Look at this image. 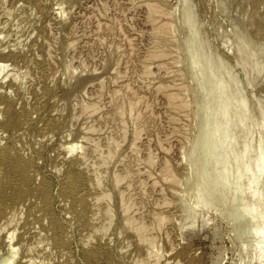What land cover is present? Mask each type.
<instances>
[{
	"label": "rangeland",
	"instance_id": "1",
	"mask_svg": "<svg viewBox=\"0 0 264 264\" xmlns=\"http://www.w3.org/2000/svg\"><path fill=\"white\" fill-rule=\"evenodd\" d=\"M185 2L184 8L181 7L180 0H167L166 6L167 10L170 7L174 9L175 14L171 19L176 24V39L180 50L182 51V46L184 47L186 41L184 38L187 39L188 36V31L183 28L182 18L190 8L193 9L191 12L195 15L197 29L202 37L200 51L208 60L212 59V67H217L220 61L227 64L229 75L225 82L227 88L233 94L232 90L235 87V90L244 93L248 100L249 118L245 129L250 132L248 145L253 156H256L259 142L264 149V52L261 53L264 50V0H185ZM148 15L147 6L142 0H0V64L3 66L0 75V150L11 151L16 157H22L27 161V164L23 165V170L26 168L32 170L29 173L31 190L37 192V198H32L27 205L24 204L22 211L20 210L16 217H13V225L1 221L5 225L0 231V258L12 255V260L16 262L27 256L31 257L30 260L34 258L32 261L35 264H120V255L115 250L121 240L118 230H115L116 232L110 230L108 236L103 238V242L101 240L93 246L91 243L88 244L89 238V241H86L89 236L84 234L82 236V232H79L82 238L79 233L73 236L69 234L72 238L66 235L67 224L74 221L73 214L69 213V207L72 209L77 206L75 204L73 206L72 200L74 198L76 200L77 195H79L77 198L84 197L88 190L89 195L97 190L94 183L90 182L92 174L97 171L98 174L104 175L105 167L100 163L109 153L111 154L109 159H113V154L114 158L116 157V160L112 161L115 166L112 169H115L116 174L120 178L124 176L122 179L127 175L130 176L128 185L122 184L121 190L125 192L127 187L131 186L130 191L133 189L131 193L134 194L131 198L139 207L138 211L144 206L146 210L149 209L147 211L151 216L155 217L152 215L155 210L151 213V209L161 203L162 197L159 198L160 186L157 185L158 188L154 183V186L152 185L154 182L151 181L152 176L157 174L156 177H163L169 162L173 168L175 167L174 169L182 172L181 160L188 157L190 151L184 141L182 134L184 131L175 132L174 124L170 121L169 102L163 92V88L165 89L167 85L165 68L163 69L164 66L160 62L149 59L156 40L152 37L155 30L152 25L154 20ZM169 16L168 14L167 19ZM169 22L170 19L167 20V24ZM240 36L245 38L247 44L238 41ZM113 46H116L119 53L113 54L115 58L111 57L108 49ZM239 49H242L243 54L237 57ZM180 50L178 54L181 53ZM254 51L262 74H255L246 66L249 56ZM109 56L111 59L108 58ZM186 60H183L185 77L189 73ZM240 60L242 63L238 65ZM112 69H116L115 73ZM43 72L45 78L42 76ZM48 77L54 80L52 85ZM45 79L49 80L51 85L49 90L46 89ZM248 81H251L252 85L248 86ZM183 85L181 87L186 89L185 98L189 99L188 102L194 103L196 101L194 92L191 88L189 91V85ZM123 96L133 103L140 97L142 104L140 102L139 104L142 107L139 105L137 111L140 118L144 116H142L144 119H140L141 122L138 124L140 126L128 127L126 131L128 134L124 132L117 111L122 105ZM85 105L95 107L93 110L95 113L87 119L90 121L86 125L83 123ZM84 129H92L93 132L86 135ZM193 134L194 130L193 132L191 130L188 135ZM93 145L98 146L96 153ZM111 146L117 148V151ZM231 149L233 151L234 147ZM252 174L254 170L246 173V185ZM88 181L91 186L90 184L88 186ZM113 181L111 178L112 183ZM101 182L105 181L101 180ZM72 183L73 185L70 186ZM153 187H157L155 192ZM46 190L53 197L52 203H50L51 197L49 199L47 196V199L44 197ZM83 190L85 192L81 195ZM253 191H256V194L259 191L264 193V173L261 184L253 188ZM253 191H244L248 202L246 206L250 212L253 209L252 204L255 203L252 198ZM156 193L159 194L156 196L154 195ZM185 200L190 208L195 206V198L185 196ZM221 200L215 203L216 205H211L208 210H197L199 214L195 213L192 218L183 216L173 208L163 213V217H167L164 221L166 226L163 224L164 237L170 238L176 247L169 254L164 242H155L152 250L154 254H158L156 257L159 264H240L238 251L241 247L249 245L263 250L262 259L259 260L256 253L251 264H264V238L254 239L248 236L242 240L237 239L230 220V213L233 211L230 194L226 197V203ZM46 203L50 204L52 209ZM141 210L139 215L142 213ZM202 218L208 225L203 229ZM80 220V224L84 225L82 219ZM10 232H13L12 237ZM80 239L86 241L88 245L77 244ZM85 246L87 248L84 249ZM30 251L32 255L28 253Z\"/></svg>",
	"mask_w": 264,
	"mask_h": 264
},
{
	"label": "bare ground",
	"instance_id": "2",
	"mask_svg": "<svg viewBox=\"0 0 264 264\" xmlns=\"http://www.w3.org/2000/svg\"><path fill=\"white\" fill-rule=\"evenodd\" d=\"M142 2H144L147 6V10H148V14L150 15V19H151V16L153 17L152 19L154 20V22H152L153 23L152 25H153V28L155 27V30L153 29L154 32L152 34L153 35L152 37L155 38L156 44L154 45V47L150 51L151 53H150L149 59L152 61H155V62L158 61V63L160 62L161 65L164 66L163 69L165 68L164 73H165V78L167 79V85H166L167 87L165 86V89L163 88V92L165 93L164 96L167 97L166 99L169 102L168 112L170 113V116H171L170 121H172L174 124L175 132L181 133L182 131H184V133H182V134L184 135V141H186V143H187L186 146L188 145V149L190 151V154L188 157H184L181 160V162H182L181 163V167H182L181 169L183 170L182 172L181 171L179 172L177 169H174L175 167L173 168L172 164L169 162L168 165H166L169 169L167 168V171H165V173H163V174H165V175H163V177H161L162 175L160 176L161 178L156 177L157 174H156V176H152L153 179L151 181H154V182H152V185L154 183L156 186L157 185L160 186V188L157 186L159 188V193H160V194L159 193L158 194H159V198L162 197V201L160 200L161 203L159 205L158 204L154 205L155 206V207H153L154 209L153 208L151 209L152 210L151 213L155 210V212L152 214V215H155V217H153V216H151L149 211H147L149 209L146 210L144 208V206H142V210L140 209L142 211V213H141V215H139L140 214L139 213L140 210L138 211L139 207H137L134 204V201L131 198L132 196H134V194L132 195V193H131V191L133 189L130 191L131 186L130 187L128 186L127 187L128 189L125 192H123L121 190L122 184L125 186L128 185V183H129L128 177H130V176L127 175V177H125V179H122L124 176L122 178H120L116 174L115 169H112V167L114 166L112 161L114 159L116 160V157L114 158L115 155L113 154L114 155V156L112 155L113 159H109V158H111V156H110L111 154L109 153L108 155H106L105 159L104 158L101 159L102 163H100V164H103L102 167H105L104 168L105 169L104 175L98 174L97 171H96V173L94 172L92 174L93 177H92V181H90V182L92 184L94 183V186L96 187L95 189H97V190L94 189L95 191H93V193L91 192L92 195H89L90 192L88 190L84 197L81 196L80 198H77L79 196V195H77L76 200H75V198H74V200H72V202H74L73 206H75V205H77V206L75 208L73 207L74 209L73 208L71 209L69 207V213L71 212L73 214L74 219L73 218L72 219L74 221L72 223L69 221L70 223L67 224L68 228H67V234L66 235L72 234V236H73L79 232L80 233L82 232V236H83V234L86 236L87 235L89 236V237H87L86 241L88 242L90 239L88 244L90 245V243H91V246H93V244L96 245L101 240L103 242V238L104 237L106 238V235L108 236V232L110 230H114V231L118 230L117 232H119L120 235L119 234H117V235H119V237L121 236V240H120L119 244H117L118 248H116L115 250H117L118 254L120 255V259H121L120 264H159L158 259L156 257L158 254L157 255H156V253L154 254V251L152 250L153 249L152 245L155 242H159V241L164 242L165 243L164 246H166L165 249L168 251L169 254H170V251L175 250L174 248L176 247L175 243L173 241H171L170 238L167 239L166 237H164L165 236L164 230H165V226H166L164 221L167 217L164 218L163 216L166 213L165 211L167 209H171V208L176 209L177 211L182 213L183 216L185 215V216H189L192 218V217H194V215H196L195 213H197V210H199V209L200 210L201 209L208 210L211 205L217 203L220 199H222L221 201L223 203H226V197L228 196V194H230L231 205L233 208V211L230 213V220H231L232 225L234 227L235 237L239 240H242L248 236H251L254 239H256L258 237L264 238V193L259 191L256 194V191H253V188H255L261 184L262 174L264 173V149L262 147L263 146L262 143L259 142L260 146L256 152V156H253V153H252V151L248 145L249 144V138H250V132L245 129V125L247 124L248 118H249L248 100L246 99L244 93L237 92V90H235V87H233L234 89L232 90L233 94L231 93V90H229L227 88V86L225 84V82L227 81V78L229 77L227 64L220 61V63L218 64L217 67L216 66L212 67V65H211L212 59L208 60L206 58V55H204L200 51V45L202 43V37L200 36V33L198 32V29H197V21L195 19V15H193V13L191 12V10L193 11V9L187 8L188 11L186 12V14H183V18H182V23L184 25L183 28H186V30L188 31V36H187V39H185L183 37L184 40H186V41H184L185 44H183L184 47L182 46V51H181L180 47H179L178 39H176L177 38L176 37L177 34L175 32L176 24H174L175 21L173 22V19H171V17L175 14L174 9L170 7L167 10V8H166L167 0H142ZM180 2H181V7L184 8L186 5L185 0H180ZM252 3H253V1H252ZM261 4H262V2H261ZM259 10H261V9L259 8ZM60 12L61 11H59V13ZM168 14L170 15L169 16L170 22L168 23L169 25L167 24V20H169V19H167ZM173 31L175 33H173ZM262 39H263V37H262ZM238 41L243 43V44H247V43H245L246 42L245 38L242 36L238 37ZM176 42H178V43H176ZM48 45H51V44H48ZM67 46H68V44H67ZM108 49H109V54L111 53V57L115 58V56L113 54L116 55V53H118L116 46L115 47L113 46V48L111 47ZM67 50H68V48H67ZM178 50H180L182 54L181 53L178 54ZM252 50H254V49H252ZM55 52H56V50H55ZM106 52H108V51L106 50ZM262 52H264V50L261 51V53ZM109 54L107 53V56ZM242 54H243L242 49H239L237 51V57L242 56ZM108 58L111 59L110 56ZM259 58H260V56H259ZM184 59H187L186 63L188 61V66L186 68H187V70H189V73H188L187 77H185L184 72H183V68H185V65L183 63ZM114 60H118V59H114ZM30 61H31V59H30ZM107 61H108V59H107ZM248 61L250 63L249 62L247 63V65H246L247 68L250 67V69L255 74H262V70H260V67H259L260 65L258 64V60L256 59L255 51L251 54V56H249ZM109 62L111 63L112 61H109ZM115 62L116 61H113V63H115ZM241 63L242 62L240 60L238 65H241ZM115 64H117V63H115ZM148 64H150V63H148ZM53 65H54V62L52 64V66ZM67 66H69V65L67 64ZM107 66H108V62H107ZM146 66H147V64H146ZM2 67H3L2 64H0V75L2 73ZM103 67H104V65H103ZM36 68H37V66H36ZM55 68H56V66H55ZM103 70H105V69H103ZM38 71H40V69ZM113 71L115 73L116 69H114ZM72 73H74V72H72ZM80 73H79V75H80ZM111 73H112V71H111ZM40 74L42 75V73H40ZM55 74H57V73H55ZM86 74H88V73H86ZM108 74H110V73H108ZM42 76L43 77L45 76L44 72H43ZM69 76L72 77L71 75H69ZM69 76H67V77H69ZM30 77H29V79H30ZM53 77H54V74H53ZM37 78L40 79L38 76H37ZM49 79H51V77ZM68 79H70V78H68ZM72 79H73V77H72ZM113 81H114V78H113ZM113 81H111V82H113ZM50 82L52 85L54 80L52 81V79H51ZM183 84L189 85L190 86V87H188L189 91L191 88V90L194 92L193 94H195L194 96L196 97V101L194 103L188 102L189 99L185 98L184 90L186 91V89L181 87ZM250 84L252 85L251 81H248L247 85L249 86ZM45 85L47 87L46 89L49 90L50 86H51L49 84V80L45 79ZM98 85H100V84H98ZM186 85H185V87H186ZM125 86H127V85H125ZM159 89H161V88L159 87ZM48 90H46V91L48 92ZM38 92H39L38 94H40V91H38ZM42 94H43V92H42ZM46 95H47V93H46ZM35 96H36V94H35ZM41 96H44V95H41ZM85 98H87V97H85ZM121 100H122V105L120 106V108L117 109V111L119 113V117L121 119L122 126H123L124 132L126 134L127 133L126 131H128L127 130L128 127L131 128L134 126H140L138 124L141 122L140 119L142 118L143 115L141 114L142 116L140 118L139 117L140 114H138L137 110L139 109L138 108L139 105L142 103L140 102L141 101L140 97H139V100H137L138 102L136 101L134 103L130 102L126 96H123V98ZM145 100H146V98H145ZM139 102H140V104H139ZM120 104H121V102H120ZM92 106H90V105L86 106V108L84 110V114H83L84 115L83 116L84 125L89 123L90 120H87V119H89V117L91 116L92 113H95V111H93L95 107L93 108ZM140 106L142 107V105H140ZM144 109H146V108H144ZM139 113H140V110H139ZM144 113H146V112H144ZM94 116L96 117V115H94ZM116 116L118 117V114ZM263 116H264V114H263ZM119 117H118V119H119ZM142 119H144V118H142ZM99 123H102V122H99ZM94 124H93V126H94ZM112 124H114V123H112ZM84 125H83V127L86 128ZM191 130H192V132L194 130V134L192 136H189L188 134H189V132H191ZM105 131L107 132V130H105ZM121 131H123V129ZM83 132L86 135H90L89 133H92L93 131H92V129H87V130L84 129ZM116 132H117V130H116ZM106 134H108V133H106ZM91 135H93V134H91ZM114 135H116V134L114 133ZM94 136L96 137V134ZM126 138H127V135H126ZM50 139H51V137H50ZM105 140H106V138H105ZM95 146L93 145L94 153L97 152V151L95 152V150L98 147V146L97 147H95ZM232 147H234L233 151L231 149ZM111 148H112V146H111ZM112 149H115V147ZM97 150H98V148H97ZM115 150L117 151V148ZM255 151H254V153H255ZM186 154H187V152H186ZM15 155L16 154H14L11 151H7L5 149L0 150V231L3 230L2 226H4L5 224L13 225L12 224L13 220H14L13 217L16 214H18V212L21 210V208L24 206V204L27 205V202L30 201L32 198H37V196H36L37 192L35 190H31L32 184H31L30 179H29V176H30L29 173H30L31 169L29 170V168H26L23 170V165H24V163L27 164V161H25L22 157L21 158L18 156L16 157ZM98 156L100 158V155H98ZM91 158H92V156H91ZM96 163H98V162H96ZM250 163H251V165H250ZM90 166H92V165H90ZM88 168H91V167H88ZM123 169H125V168H123ZM143 169H145V168H143ZM252 170H254V174H252V176L248 179V181H247L248 184L246 185L245 184V175L247 172H251ZM100 171H102L101 168H100ZM180 173H182V175ZM58 175H59V173H58ZM88 177H89V175H88ZM232 177H233V179H232ZM86 178H87V176H86ZM111 178H113V180H114L113 183L111 182ZM68 179H70V178H68ZM101 180H104L106 183L105 182L102 183ZM78 181H80V180H78ZM90 182L88 183V186H89ZM109 182H111V183H109ZM78 184H80V183H78ZM92 184H90V186ZM72 185H73V183L70 184V186H72ZM70 186H67V187L69 188ZM157 187L156 188L153 187L154 192H155V189H157ZM81 189H82V187H81ZM139 189H140V187H139ZM246 190L253 191L252 192V198L254 199L255 203L252 204L253 209L251 212H250V209H248V207L246 206V204H248L246 197L244 196V191H246ZM75 192H77V191H75ZM84 192L85 191L83 190V193H80V194L82 195V194H84ZM157 192H158V190H157ZM59 193H58V195H59ZM142 194H144V193H142ZM158 194L156 193L154 195L157 196ZM46 196L48 199L51 197L50 203H52L53 197H52L51 193L48 191L44 192V197L46 198ZM185 196L186 197H193L196 199L195 200L196 203H195L194 207L190 208L186 204ZM144 200H145V198H144ZM155 200H157V199H155ZM60 201H61V199H60ZM63 201L66 202V200H64V199H63ZM81 201H82V203H81ZM83 201H85V202L83 203ZM48 203H46V204H48ZM49 205L50 204H48V206ZM60 205H61V203H60ZM64 205H63V207H64ZM149 208H150V206H149ZM50 209H52L51 205H50ZM203 210H201V211H203ZM67 212H68V210H67ZM40 213H41V211H40ZM75 213H76V215H74ZM197 214H199V213H197ZM28 216H29V214H28ZM22 219H23V217H22ZM58 219H59V217H58ZM80 219H82V221H83L82 224H84V225L80 224V222H81ZM18 220H19V217H18ZM1 221L2 222L4 221L5 224L3 225ZM56 221L57 220H54V222H56ZM64 221H66V220H64ZM44 223H46V221ZM201 223H202V229L204 227H206L207 222L205 219H203ZM103 226H106L107 228H104ZM17 227H18V225H17ZM215 227H213V228H215ZM13 228H15V226ZM200 230H201V228H200ZM11 231H12V229H11ZM216 231H215V234H217ZM153 233H154V235H153ZM218 234H219V232H218ZM12 236H13V232H10V237H12ZM72 236H70V237L72 238ZM111 236H112V234H111ZM119 237H116V238L119 239ZM35 238H38V237H35ZM69 238H67V239H69ZM80 238H82L81 234H80ZM174 238H177V237H174ZM67 239H65V240H67ZM60 240H61V238H60ZM86 241H83L80 239V242H78L77 244L80 243L79 244L80 246H84L86 244ZM110 241L112 242V240H110ZM31 242L33 243L34 241H31ZM68 242H70V240H68ZM109 242H107V243H109ZM88 244H86V245H88ZM35 245L37 246V244H35ZM44 245H46V244H44ZM34 246H32L31 248L33 249ZM62 246H64V245H62ZM111 246H112V244H111ZM157 247H160V246L157 245ZM29 248H28V250H29ZM60 248H62V247H60ZM63 248H65V247H63ZM83 248L85 249L87 247L85 246ZM112 248H113V246H112ZM38 250H39V248H38ZM157 251H160V250H157ZM28 253L30 254L31 251ZM164 253H162V254L164 255ZM256 253H257L259 260H261L263 257L262 256L263 250H260L259 248L255 249L253 245L241 247L240 250L238 251L239 263L240 264H251L252 260L254 259V255ZM30 255H32V254H30ZM11 256L10 257L5 256V258H0V264H35L32 261V260H34V258L32 260H30L31 257L25 256V258H22V259L20 258L19 260H17L15 262L14 260H12L13 258ZM159 257L160 256H158V258ZM35 261H37V260L35 259ZM55 263H56V260H55ZM71 263H73V262H71Z\"/></svg>",
	"mask_w": 264,
	"mask_h": 264
}]
</instances>
